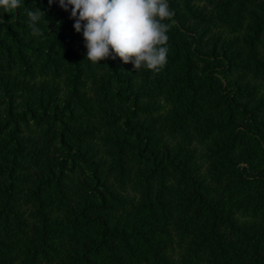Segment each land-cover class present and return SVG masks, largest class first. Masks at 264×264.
Here are the masks:
<instances>
[{
  "label": "trees",
  "instance_id": "obj_1",
  "mask_svg": "<svg viewBox=\"0 0 264 264\" xmlns=\"http://www.w3.org/2000/svg\"><path fill=\"white\" fill-rule=\"evenodd\" d=\"M168 4L158 72L0 10V264H264V0Z\"/></svg>",
  "mask_w": 264,
  "mask_h": 264
},
{
  "label": "clouds",
  "instance_id": "obj_2",
  "mask_svg": "<svg viewBox=\"0 0 264 264\" xmlns=\"http://www.w3.org/2000/svg\"><path fill=\"white\" fill-rule=\"evenodd\" d=\"M54 0H48L51 5ZM69 11L73 27L81 33L87 49L86 59L92 63L116 59L131 63L135 71L146 68L160 71L167 63V33L174 11L168 0H58ZM22 0H0V10L12 13ZM32 35H40L39 23L46 12L32 7L27 10ZM11 22V21H9ZM59 27V22H58Z\"/></svg>",
  "mask_w": 264,
  "mask_h": 264
}]
</instances>
